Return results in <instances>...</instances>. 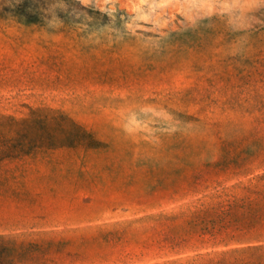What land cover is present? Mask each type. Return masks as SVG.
<instances>
[{
	"label": "rangeland",
	"instance_id": "374dc122",
	"mask_svg": "<svg viewBox=\"0 0 264 264\" xmlns=\"http://www.w3.org/2000/svg\"><path fill=\"white\" fill-rule=\"evenodd\" d=\"M0 264H264V0H0Z\"/></svg>",
	"mask_w": 264,
	"mask_h": 264
}]
</instances>
